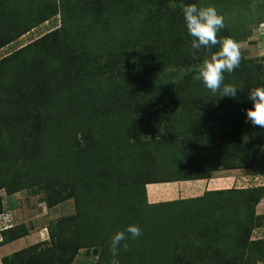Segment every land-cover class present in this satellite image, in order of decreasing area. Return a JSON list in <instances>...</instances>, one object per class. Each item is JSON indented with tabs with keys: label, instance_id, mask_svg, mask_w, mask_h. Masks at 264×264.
Masks as SVG:
<instances>
[{
	"label": "trees",
	"instance_id": "trees-1",
	"mask_svg": "<svg viewBox=\"0 0 264 264\" xmlns=\"http://www.w3.org/2000/svg\"><path fill=\"white\" fill-rule=\"evenodd\" d=\"M191 3L224 17L221 38L242 42L264 24L252 0H0V49L46 21L54 27L0 58V214L19 207V191L48 208L73 203L49 222L52 244L1 264H73L79 253L92 260L78 264H110L111 237L130 224L142 235L122 242L120 264H264V236L253 237L264 227V185L147 200V184L264 167V128L246 122L264 57L240 50V66L224 74L237 98L194 80L209 53L193 59L180 8ZM31 229H0V246Z\"/></svg>",
	"mask_w": 264,
	"mask_h": 264
},
{
	"label": "rangeland",
	"instance_id": "rangeland-1",
	"mask_svg": "<svg viewBox=\"0 0 264 264\" xmlns=\"http://www.w3.org/2000/svg\"><path fill=\"white\" fill-rule=\"evenodd\" d=\"M253 6L262 8L263 11L260 14H264V0H252ZM260 5V6H259ZM261 9V10H262ZM58 25V22L56 23ZM53 24L51 22H44L43 24L37 26L34 29H31L29 32L23 34L10 45L0 49V58L5 56L7 53L12 51L14 48H19L32 40L48 33L52 30ZM239 46V50H241L246 57H255L260 58L264 57V24H252L247 29V37L242 42H237ZM227 174H236L239 171L231 170V171H218L213 173V176H217L220 173ZM242 175L237 177L234 182H231V187H247L250 185H264V167L260 173H256L252 169L242 171ZM241 174V173H240ZM238 176V174H237ZM148 185V184H147ZM146 185V192H147ZM180 185V186H178ZM158 189H161L159 194H156V200L148 195L147 192V200L148 202H160L167 201L178 198H186L191 196L200 195L201 190L205 188L203 187V182H198L196 180H191L189 182L185 181H175V182H161L159 185H156ZM150 187V186H149ZM199 192L190 191L187 189L196 188ZM204 191V190H203ZM1 195L2 192H0ZM153 196V194H152ZM13 200H16L18 206L15 210L7 211L3 210L0 214V229L6 228L5 225L11 223L12 225L17 223H25L28 227L31 226L33 229L29 231V234L21 239L14 241L15 243L9 244L10 250L3 249L0 254L1 257L7 254H10L19 249L25 248L31 244L45 241L46 244H52L49 238L47 226L49 222L60 218L62 216H66L73 213V203L72 201H67L61 204H58L54 207L48 208L43 202V196L36 195L31 196L26 191H19L13 195ZM257 214L264 215V198L259 202L258 207L256 208ZM8 221V222H7ZM264 221V220H263ZM38 233L37 237L33 236ZM41 233V235H40ZM31 236V237H30ZM264 236V227L257 229L253 232V237H263ZM1 240V238H0ZM92 258L86 259L81 253H79L73 262V264H78L79 262L89 261ZM1 264V262H0Z\"/></svg>",
	"mask_w": 264,
	"mask_h": 264
},
{
	"label": "clouds",
	"instance_id": "clouds-1",
	"mask_svg": "<svg viewBox=\"0 0 264 264\" xmlns=\"http://www.w3.org/2000/svg\"><path fill=\"white\" fill-rule=\"evenodd\" d=\"M171 7H176L173 3ZM181 11L186 29L191 40L193 59L199 60L200 49H205L209 55L203 58L195 68L194 80L202 81L203 85L213 93L220 92V97L237 98L238 88L233 84H225V73L232 74L241 63V53L237 42L231 37H218L225 27L224 17L218 14L214 6H198L196 3L181 4ZM214 48L218 50L213 51ZM248 99L253 107L246 110V122L253 126L264 128V87H255L248 92ZM247 140V137H245ZM8 222V221H7ZM11 223L5 225L11 226ZM136 239L142 235L139 226L130 224L124 230L117 231L110 240L112 259L110 264H120L118 251L123 241ZM125 250L127 243L123 244ZM257 264H260L258 261Z\"/></svg>",
	"mask_w": 264,
	"mask_h": 264
},
{
	"label": "crops",
	"instance_id": "crops-1",
	"mask_svg": "<svg viewBox=\"0 0 264 264\" xmlns=\"http://www.w3.org/2000/svg\"><path fill=\"white\" fill-rule=\"evenodd\" d=\"M238 174V176H237ZM240 176H244L240 173H236V174H223L222 172L220 174H218L217 176H212L211 178L207 179V180H196L198 182H203V187L205 186V188H203L201 190V192H203V190H214V189H224V188H230L232 185L231 182H234V180L237 178V177H240ZM186 183L189 182V181H185ZM231 186H230V185ZM156 185H159V183H151V184H148L147 185V192H148V195L152 198H154L155 200L157 199L156 198V194H159L161 191V189H158V187ZM150 186V187H149ZM180 186V185H178ZM236 187V186H234ZM190 190V191H193L194 192H199L197 187L196 188H193V189H187V191ZM153 194V196H152ZM201 194V193H200ZM259 205V204H258ZM258 207V206H257ZM39 234L36 233L35 235L33 234V236L37 237ZM41 235V233H40ZM31 237V236H30ZM12 243H15L14 241L13 242H10L8 244H5V245H1L0 246V254L3 252L2 250L5 249L6 251L7 250H10V245L9 244H12ZM1 262V260H0Z\"/></svg>",
	"mask_w": 264,
	"mask_h": 264
}]
</instances>
